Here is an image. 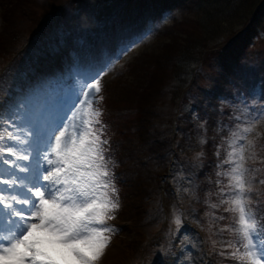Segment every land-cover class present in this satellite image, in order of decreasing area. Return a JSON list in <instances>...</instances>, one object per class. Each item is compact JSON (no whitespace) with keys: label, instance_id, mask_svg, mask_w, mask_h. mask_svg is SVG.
Instances as JSON below:
<instances>
[{"label":"snow or ice","instance_id":"6c2138e0","mask_svg":"<svg viewBox=\"0 0 264 264\" xmlns=\"http://www.w3.org/2000/svg\"><path fill=\"white\" fill-rule=\"evenodd\" d=\"M105 72V68L99 69L82 84L54 125L37 129L28 118L26 103L0 122V264H99L113 235L120 231L108 223L115 219L120 203L107 125L101 119ZM241 102L248 109V117L228 114L232 120L229 134L222 137L216 150L219 202L205 201L209 209L223 208L230 214L206 213L217 226L215 232L211 227L209 232L221 237L220 248L212 240L210 251L231 264H264V200L257 196L253 201L249 180L253 169L248 166L249 160L264 163V157L255 153L256 141L249 139L256 124L264 120V104L255 108ZM15 120L27 127L24 139L17 134ZM206 142L200 138L201 145ZM18 145H26L23 151L27 154H21ZM204 156L203 151L196 152L189 166L173 176L178 199L195 195V170L203 167ZM255 182L264 185V179ZM182 217L173 205L171 222L175 229L170 228V234L183 245L180 251L188 249L186 256L191 257L195 244L182 239ZM224 220L230 223L219 226ZM225 232L232 238L224 240ZM197 254L199 264H210L205 259L207 254Z\"/></svg>","mask_w":264,"mask_h":264},{"label":"trees","instance_id":"16d2710c","mask_svg":"<svg viewBox=\"0 0 264 264\" xmlns=\"http://www.w3.org/2000/svg\"><path fill=\"white\" fill-rule=\"evenodd\" d=\"M80 1L0 0L1 5L7 6L0 12V50H2V41H4L3 36L5 33L6 35H12L14 33L16 38H22L25 36L24 33L28 27L33 26L34 31L36 27L40 26L43 21L48 17H51V15L58 10H60L58 13L60 15L62 14L64 16L67 14L63 20L71 19L70 22L73 26H75V23L79 25V22L72 19V16L76 12L77 5ZM64 2L67 3L62 6ZM41 4L47 6V9L40 14L34 9V7L36 5L40 6ZM263 11L264 8L261 12ZM188 12L190 11H187L186 13L183 12L184 14L182 13V16L180 17L181 19H177L173 26L171 25L165 32H163V34H161V37L159 38L160 42H158L157 45V48L159 47L161 50L166 49L167 39L170 40V45H175V54L172 56V62L175 63L174 69L176 71L174 74L175 80L171 88H175V98L177 100H179L180 93L190 83L192 73L200 63L201 58L204 55V50L216 46V44L212 42L220 38V35L217 33L223 30L222 23H218L217 26H215L216 23L212 21L213 26L217 27L214 31L213 28L208 26V21H206L199 23V28L202 33L200 35L196 34L194 31L195 29L193 30V26L191 25L193 20L185 18ZM84 15L85 13L80 12L77 14V19ZM227 16H231V14H228ZM232 16L231 19L235 17V15ZM82 19L83 17H81V20ZM255 23L256 22L252 23L244 34L237 36L236 39L229 44L230 46L228 48H218L216 50L217 52L213 54L216 55L218 53L224 63L231 62L234 64L237 59L236 56L238 55V57H240L242 52L246 51L257 35L256 30H254ZM203 24H207V26H203ZM2 30L4 31L3 35H1ZM179 42H181V47L178 45ZM235 46H237L238 49L233 52L232 57L228 56L231 55ZM141 58L142 55L136 56L131 64H127L129 67L128 74L133 73L135 79L131 82L119 83L120 88L123 91L121 98L114 101H107V105L104 103V106L102 107L103 116L105 118H110L113 127L110 131L106 129V135H114L115 141V143H110L111 151L109 155L111 156L112 161L116 155L115 160L119 167L120 163H122L121 166L130 168V171L125 172L128 173L126 176L129 181L128 186H125L126 191L123 194V202L128 205L127 207L135 205L140 208L144 204L146 205L147 198L150 197L149 192L151 190V182L158 181L162 176V173L165 172L169 166V158L166 157V155H163L162 151L165 149V146H169L171 141L172 144H175L174 146L177 151V154L175 155L176 163L182 164L185 168L189 166L190 161L196 152L203 151L205 153L203 167L195 170V181L196 184H199L206 178H211L213 180L212 186L205 182H203V186L202 183L198 186L199 193H201L200 197L203 199L207 197V199H209V192L211 189L217 197V188L213 175L214 171L217 170L215 155L217 146L220 145L221 140V134L218 128V120L220 118L219 107L223 103L222 98L230 95L233 90V86L230 83L233 74L226 72V79L224 81L218 80L215 84L213 82L211 87H208V91H202V99L193 102L201 112H207L210 116V120L204 129H201L199 123L193 121L189 114L182 112L177 120V126H179L178 131L173 132V128L171 127L170 132H167L164 137H161L160 132L156 131L159 128L156 129L155 125H153L152 128L156 132L151 131V129L148 128L149 135L146 139L144 138V128L140 126L139 117L137 115L140 108L136 107V102L139 101V96L141 95L140 92L148 89L152 85L154 77H156L154 75V70L156 69L157 64L160 63V59L156 54L149 63H144L142 66L139 62ZM167 58V56L164 57V59ZM131 76L132 75L130 74L127 78H130ZM120 81H124V79H121ZM107 93L108 92H104V94ZM210 107L216 108L215 113L210 111ZM140 130L142 132L141 137H138ZM170 133H174V136L169 137ZM201 137L205 138L207 141L203 145L199 143ZM195 141L199 143L198 148ZM194 147L196 150L192 151L190 148ZM148 155H150L149 159ZM151 160H153V162ZM125 170H127V168ZM120 171L123 170L120 169ZM197 207L199 208L197 216L199 218H204L206 215H204V210L208 207L203 205V203H200V206ZM220 211H223V208L212 210L210 212H216V214L221 215ZM143 213V209L137 211L138 216H141ZM223 214H226V212H223ZM205 217L210 218V215H206ZM220 223H223V221H220L219 224ZM208 229L209 228L204 230L203 235L206 238L207 248L211 250L212 244L210 243L211 238L209 237H212L213 231L209 232ZM224 236L227 239L229 237L226 236V234ZM213 237L216 238L215 235H213ZM216 259L220 258L216 256Z\"/></svg>","mask_w":264,"mask_h":264},{"label":"rangeland","instance_id":"374dc122","mask_svg":"<svg viewBox=\"0 0 264 264\" xmlns=\"http://www.w3.org/2000/svg\"><path fill=\"white\" fill-rule=\"evenodd\" d=\"M125 2L128 6V9L135 7V11L139 9V6L145 8V5H147V3L149 2L162 3L163 7L161 8V10L155 11L160 14L158 15L157 22L150 21L147 25L146 20L144 19L146 27L143 29V32L141 34L143 36L141 39H139L138 41L134 43L132 47V52L128 51L129 53L128 55H126L124 58L117 59L116 64L111 67H110V62L106 64V65L109 64L108 66H103L106 69V72L102 77L101 84L102 86L106 85V91L108 92L107 93L108 102L111 100L114 101V100L120 99L123 94V91L121 90L119 83L120 82H131L135 79V75L133 73L128 74V68H129L128 65L131 64L132 60L136 56L142 55V58L139 60V62L143 66L144 63H149L150 60L153 59L154 56L157 54L160 59L159 61L160 63L157 64V67L154 70V75L156 77H154L152 85L148 89L140 92L141 95L139 96V101L136 102V107L140 108V111L137 115L139 117L140 126L144 128V138L146 139L148 138V135H149L148 128L151 129V131L160 132V136L164 137L165 134H167V132H170L171 127L173 128V132L178 131V129L175 128L176 127L175 121H176L178 112L180 111L186 112L192 117V119H194L193 118L194 115L200 117V114L197 111V108L193 105V102H192L193 99L190 95H189L190 102L183 101L182 99H184V97L180 98L179 100L175 98V88L174 89L171 88L175 80L174 74L176 71L174 69L175 63L172 62V56H174L175 54V45L174 44L170 45L171 44L170 40L167 39L166 49L161 50L159 49V47L157 48L158 42L160 41L159 39L155 40L153 36L155 31L157 30L156 28L162 27V29H166L170 27L171 25L173 26V24L176 21L173 22L172 16H174L175 19L177 20L182 16L183 12L186 13L187 11H190L187 13V16L185 18H189L190 20H193V23L191 24L193 26L192 29L193 30L195 29L194 31L198 35L202 33L199 28L200 22L208 21V26L210 28H213L214 31L217 27L213 26L212 21L216 23L215 26H217L218 23H222L223 30L217 33L218 35H220V38L212 42L216 44L215 48H221V47H224V44H225L223 43V41L229 40V38H231V36L233 35V32L235 30H238L239 26L241 27L242 25H245V24L248 25L249 21L252 20L253 16L257 15L260 12V10L264 8V6L262 5L264 0H111L109 1L107 5L116 6V7L121 8L122 6L125 5ZM96 5H97L96 2L94 1L90 3L89 8L93 9ZM174 5L175 7L173 8V10H169L167 12L165 11L167 9H172ZM4 7H7V6L6 5L1 6L0 9ZM34 9L41 14L47 9V6H45L44 4H41L40 6L36 5ZM228 14H231V16H227ZM232 15H235L233 19H231V17H233ZM118 18L124 19L122 15L119 16ZM140 24L143 25V21L140 22ZM203 26H207V24H203ZM32 29H33V26L28 27L25 30V33H24L25 36L22 38H16L14 36V33L12 35L11 34L6 35L5 33V35L3 36L4 41H2V50H0V63H2L8 56H10L18 45L23 43L24 39L28 37L27 35L32 31ZM259 32L261 35V37L259 38V42H257L255 47H252V50L251 52L247 54L246 59L243 58L244 62H249L248 69H251V70H252V66H257V68L260 69V67L258 66L260 61L259 59H257V53H261L264 50V22L262 23ZM3 34H4V31L2 30L1 35ZM60 35L63 37L62 41L64 44L66 34H60ZM181 42L178 43L179 47H181ZM53 46L55 47L56 45H53ZM207 46H208V43H207ZM226 46H229V45L228 44L225 45V48ZM208 50L209 49L206 48L204 52V56L202 57L203 60L201 61V64L203 65V72L205 73V78L199 80V86L203 89L210 86L211 79H213L214 77L218 78L220 76V71L216 66L213 67L214 69L213 71V70H210L208 65L204 62V59L206 60L211 59L212 61V58L214 57L213 52L208 51ZM56 53L57 51L54 50L55 55ZM166 56L168 58L164 59V57ZM72 61H75V59L72 58ZM252 61H254L255 64L251 63ZM96 67L99 68L100 66H96ZM130 74L132 76L130 78H127L128 75ZM119 79L120 80L124 79V81H120ZM84 82H85L84 80L75 82V87L71 89V95L66 97L65 99L66 108L64 110V113H62L63 115L68 110V108L71 106L72 102L74 101L76 97L77 91L80 89V87L82 86ZM259 82H262V81H259ZM196 85L195 86L192 85L193 88L191 86L190 90L191 92L195 94V96H198L200 95V92H199L200 89ZM241 101L243 100L239 99L238 102H236L235 100V103L230 102V104L233 105V107L229 110L228 114H232L234 116H240L241 113H243V116H241V119H245L249 115L248 109L245 107V105H241L243 103ZM248 106L250 107L251 105L248 104ZM252 106L255 107L254 104ZM212 109L214 108H211V110ZM35 111H36V107L33 106L30 112L34 113ZM228 114H227V118L229 119V122L224 123L219 129V132L221 134V139L222 137H226L229 134L228 125L232 124V120L229 118ZM58 120L59 118H52V120L50 122H47L46 124L47 126L54 125L55 123H57ZM194 120H197V119H194ZM153 125H155L156 129L158 128L159 129L155 131L152 128ZM263 131H264V120H261L256 124L255 131L252 133L251 136H249L250 140H255L257 143V147L255 149L256 154L259 152L258 145H259L260 137H262L263 135ZM141 133L142 132L140 130V132L138 133V137H141ZM173 136H174V133H170L169 137H173ZM174 145L175 144H172V141H171L168 147L165 146V149L162 151L163 155H166V157L171 159V157L168 155L171 154V156H173L174 148H175ZM196 145L198 148L199 143L196 142ZM17 147H18V151L21 154L23 153L27 154L26 152L23 151V149L27 147L26 145H18ZM190 149L192 151L196 150L195 147L190 148ZM222 158H223V152H222L221 159ZM215 159H216V165H217L218 157L216 155H215ZM255 161L256 159L249 160L248 166L251 168V165L254 164ZM126 168L127 170H125ZM122 169L125 170V172L130 171L129 167H122ZM180 170L181 168L178 170L177 174L180 172ZM258 172H259V169L253 170L249 177V180L252 182V187H253V192L251 193L253 201L257 198V196H260V193L263 190V187L258 186V183L255 182L256 177L258 176ZM127 174L128 173H126V175ZM177 174L172 175L171 173L170 177L169 176L165 177L166 180H164L165 182H163V185L164 184L166 185L162 187V193H161L162 200H163V208L166 209L168 215H171V216H172L173 205H174V199L172 197V193H174L173 188L177 187V181L173 179V176H176ZM183 174L187 175L185 172ZM203 182L209 183V185L212 186V183L208 178L203 180L201 183L203 184ZM201 183L195 186V193H197V186H199ZM154 201H158V198H155ZM158 205L160 206L161 204H158ZM130 211L131 212H128L126 216H121L116 221V223L119 224V226L120 225L125 226V229L122 232V234L119 235L117 238L112 237V242L110 246L106 249L105 256L102 260H100L99 264H122L121 260L127 258V256L129 255V251L132 248H134L135 242L145 240L146 235L143 230H139V231L134 230L133 227L135 223L134 221L130 220L131 219L130 215L133 214V210H130ZM125 217L127 218L124 219ZM192 220L195 222L194 224L191 222V225L195 226V223L197 221V216L196 215L193 216ZM215 229L216 228H212V231L215 232ZM215 237L218 239H221V237L219 236L215 235ZM216 238H214L212 235L210 239V243L212 244V240H216L217 248L219 249L220 240ZM128 243L132 244L131 249H129L128 246H126ZM147 243L151 245L153 244V242H147ZM209 253H211V251L210 249H207V255ZM175 255L173 256L174 264H182L184 260L177 259L179 254L176 256ZM147 259L149 261L153 260L154 264L156 262L153 256L149 255ZM138 264H145V262H143V259H141Z\"/></svg>","mask_w":264,"mask_h":264}]
</instances>
